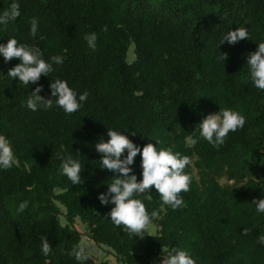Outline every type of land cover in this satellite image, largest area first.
Returning <instances> with one entry per match:
<instances>
[{"label":"trees","instance_id":"16d2710c","mask_svg":"<svg viewBox=\"0 0 264 264\" xmlns=\"http://www.w3.org/2000/svg\"><path fill=\"white\" fill-rule=\"evenodd\" d=\"M11 2L0 0V12ZM18 2L20 17L0 25V43L15 37L40 47L45 59H66L31 87L5 76L19 59L5 63L0 56V134L15 152L13 167L0 169V264H78L69 253L84 236L108 248L118 264H158L163 248L173 247L189 249L196 264H264V244L258 243L264 213L252 204L264 197V92L252 85L245 65L264 40V0ZM33 17L39 20L35 38ZM238 25L246 26L249 39L219 43ZM91 32L98 35L95 51L84 39ZM224 53L225 61L219 58ZM56 77L78 95L89 93L82 108L66 115L55 106L35 112L22 106L39 85L45 99H54L50 83ZM225 107L245 117L244 127L218 148L203 139L192 143L191 131ZM107 127L140 146L159 139L190 160V190L180 193L184 207L163 205L154 186L138 194L156 213L151 224L158 229H147L143 240L113 225L106 216L114 205L97 198L114 176L99 167L95 149L101 137L109 139ZM68 154L81 161V185L60 174ZM140 159L133 165L138 179ZM22 200L30 203L18 213ZM42 236L52 246L47 256ZM85 264L109 263L89 254Z\"/></svg>","mask_w":264,"mask_h":264},{"label":"clouds","instance_id":"9594fccd","mask_svg":"<svg viewBox=\"0 0 264 264\" xmlns=\"http://www.w3.org/2000/svg\"><path fill=\"white\" fill-rule=\"evenodd\" d=\"M20 17V4L18 0H12L7 9L0 12V25H6L10 21H16ZM30 35L35 38L39 31V20L31 19ZM106 30V29H105ZM41 39L44 37L41 36ZM84 39L87 47L93 51L97 48L98 35L95 32L85 33ZM243 39H249V30L246 26L229 29L223 34L219 43L235 45ZM0 56L5 63L13 58H18L19 63L9 69L7 75L12 80L18 78L19 85H37L41 76L49 77L55 71V65H62L66 59L63 55H53L48 59L40 47L27 42H18L15 37L9 38L7 43H0ZM221 60L225 61L227 54H220ZM247 76L252 85L259 91L264 92V40L258 41V48L249 52L246 56ZM2 73V72H0ZM51 96L54 99H45L41 92L43 86L39 85L31 90L26 98H22V106L31 111L43 109L48 111L54 106L63 110L66 115L77 112L87 100V91L77 94L69 83L59 77L51 79ZM245 117L231 108H220L218 113L208 114L191 131L192 143L199 139L207 141L209 145L218 148L225 143L230 132H235L244 127ZM108 128V127H107ZM106 141L103 137L96 143L95 149L101 154L99 167L111 171V178L106 192L98 195V200L103 205H114L107 218L113 225L123 226L124 231L130 237L144 239L146 230L152 223L156 213H149L138 194L150 193L154 186L160 202L175 210L185 206L181 192L190 190L191 178L185 169L190 164L189 157L174 151L171 147H164L159 139L158 144L151 142L140 146L133 142L128 135L122 134L121 130L108 128ZM126 153V154H125ZM140 155V179L134 172L133 165L137 155ZM15 162V152L12 141L4 134H0V169H10ZM81 161L68 154L61 157L60 174L67 177L73 185H81L84 180L81 176ZM108 181V180H107ZM28 200L18 203L16 211L23 213L29 206ZM257 213H264V197L252 202ZM247 235V229L244 230ZM258 243L264 244V235L258 236ZM40 250L47 256L52 251L47 236L41 237ZM78 264H85L89 259V245L85 242L77 243L69 253ZM163 259L158 264H196L191 251L183 247H173L162 251Z\"/></svg>","mask_w":264,"mask_h":264},{"label":"rangeland","instance_id":"374dc122","mask_svg":"<svg viewBox=\"0 0 264 264\" xmlns=\"http://www.w3.org/2000/svg\"><path fill=\"white\" fill-rule=\"evenodd\" d=\"M130 56L131 59L134 56V45L130 48ZM78 229L81 231H85V227L80 223L77 222ZM157 227L155 225L150 224L148 227V231L151 234L157 233ZM84 242L89 245V254L92 256V258L97 262H108L109 264H118L119 261L117 260L116 256L110 252L108 248H103L101 246L96 245L87 236H84Z\"/></svg>","mask_w":264,"mask_h":264}]
</instances>
